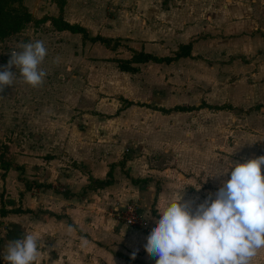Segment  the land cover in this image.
<instances>
[{
    "label": "crops",
    "instance_id": "1",
    "mask_svg": "<svg viewBox=\"0 0 264 264\" xmlns=\"http://www.w3.org/2000/svg\"><path fill=\"white\" fill-rule=\"evenodd\" d=\"M21 1L31 17L21 44L44 42L47 75L33 88L14 67L15 87L1 95L0 146L15 167L0 168V211L17 212L0 214V264L27 233L43 237L44 264H156L145 244L159 213L183 193L215 199L264 135V0H64L61 11L54 0ZM59 14L118 45L56 29ZM182 45L185 56L136 64H157L162 78L143 99L124 80L140 69L112 61L170 57ZM106 175L103 187L89 183ZM127 203L144 227L117 217ZM252 264H264V249Z\"/></svg>",
    "mask_w": 264,
    "mask_h": 264
},
{
    "label": "clouds",
    "instance_id": "2",
    "mask_svg": "<svg viewBox=\"0 0 264 264\" xmlns=\"http://www.w3.org/2000/svg\"><path fill=\"white\" fill-rule=\"evenodd\" d=\"M19 48L10 52L7 66L0 71V92L13 86V66L31 87L44 83L47 73L40 67L47 56L44 42L22 43ZM262 165L264 156L235 164L230 179L214 194L215 199L210 193L202 203L195 204L183 200V193L169 203L147 236L145 250L149 256L156 258V264H252L264 249ZM32 207H37L35 201ZM68 230L71 232L73 226ZM44 249L42 236L27 233L7 243L3 259L6 264H44L49 255ZM45 252L47 258L41 260Z\"/></svg>",
    "mask_w": 264,
    "mask_h": 264
},
{
    "label": "rangeland",
    "instance_id": "3",
    "mask_svg": "<svg viewBox=\"0 0 264 264\" xmlns=\"http://www.w3.org/2000/svg\"><path fill=\"white\" fill-rule=\"evenodd\" d=\"M14 7H18L17 0H0V31L1 32L3 31L5 33L7 30L14 29L15 22L13 21L17 16V14H14L16 12L12 10L14 9ZM11 11H12V15L2 16L4 15V13L11 12ZM26 25L27 23L25 25L22 24L19 31L13 34H8L4 36V38L0 39V64L2 62L1 59H4V60L6 59L7 61L8 58L11 57L10 52L12 49L17 50V51L20 50L19 45L21 44L22 39L24 38V36H22L20 33L22 32V29L24 30V27ZM126 54H127V50H123L121 52V55H126ZM101 65H102L101 71L105 75H109L110 77L113 78L112 75L115 71V66L111 63H103ZM14 67L15 66H13L12 69L10 70L13 71ZM91 67L92 66L88 64L87 70H92ZM138 69L140 70L136 76L134 77L132 76L129 79L125 78L124 80L129 82V84L130 83L135 84V87H131L129 84L128 85L134 89V92L137 93V96L140 99H143L142 93L147 92L148 89H151V90L154 89V91L157 92V89L159 88L162 78L159 76L157 64H152V63L141 64L139 65ZM168 73L169 72H167V74ZM167 76L169 79L170 74H168ZM120 80H123V78H121ZM12 87H15L14 83H13V86H6L4 91L0 92V104H3V100H1V95L4 98V95H5L4 93L7 91V89L12 88ZM4 151H6L5 146H0V152L4 153Z\"/></svg>",
    "mask_w": 264,
    "mask_h": 264
},
{
    "label": "trees",
    "instance_id": "4",
    "mask_svg": "<svg viewBox=\"0 0 264 264\" xmlns=\"http://www.w3.org/2000/svg\"><path fill=\"white\" fill-rule=\"evenodd\" d=\"M17 2H18V7H14V9H12L14 12H16L14 14H17V16L15 18L16 20L14 19V21H13V22H15L14 29L7 30L5 33L3 31L2 32L0 31V39L4 38V36H6L8 34L16 33L17 31L20 30V27L22 26V24L25 25L26 23L31 21V17L29 15V13L27 12L26 8L22 5V1L17 0ZM54 2L58 6L59 11H61V7H62L64 0H54ZM5 15L6 16L12 15V11L4 13V15H2V16H5ZM52 22H53V25L56 29H66V30H69L71 32L80 33L82 39H87L91 42L98 41V42L102 43L104 46H106L107 48L114 49L118 45L117 40H112L110 38L102 37L99 35L88 36L82 27L75 25V24H68V23L62 21L61 14H59L58 17L55 20H53ZM180 48L183 49L182 53L174 52L173 55L170 57H156V56H152L150 54L142 53L141 51H139V52L133 53L129 59H112V61L115 62L116 67L120 71L132 73V72H136L138 70V68L136 66V64H138V63H142V62H146V61L166 62L167 63V62L177 58L180 55L185 56L188 54L189 45H182ZM179 109H183V108L179 107ZM9 166H14V165H11L9 163L8 159L4 158L3 152H0V168H2L3 170H6ZM109 177H110L109 175H106V178L104 180L90 179L89 183L96 185L97 187H103L110 182ZM9 211L10 212H17V209H12V210H8V211L1 210L0 214H4V213L9 212Z\"/></svg>",
    "mask_w": 264,
    "mask_h": 264
},
{
    "label": "built area",
    "instance_id": "5",
    "mask_svg": "<svg viewBox=\"0 0 264 264\" xmlns=\"http://www.w3.org/2000/svg\"><path fill=\"white\" fill-rule=\"evenodd\" d=\"M263 154L264 135H262L260 139L256 142V150L251 159H256L262 156ZM116 215L126 226L144 227L146 225V221L143 220L140 214H138V212L136 211V207L132 203L125 204L123 208L116 211Z\"/></svg>",
    "mask_w": 264,
    "mask_h": 264
}]
</instances>
